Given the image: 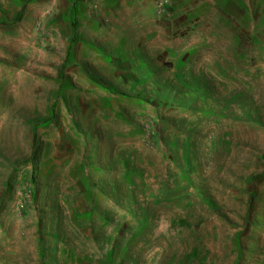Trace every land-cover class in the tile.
<instances>
[{"label":"rangeland","instance_id":"rangeland-1","mask_svg":"<svg viewBox=\"0 0 264 264\" xmlns=\"http://www.w3.org/2000/svg\"><path fill=\"white\" fill-rule=\"evenodd\" d=\"M0 264H264V0H0Z\"/></svg>","mask_w":264,"mask_h":264}]
</instances>
